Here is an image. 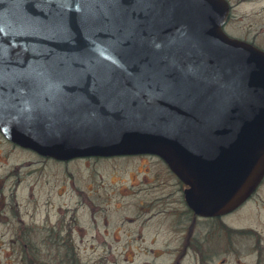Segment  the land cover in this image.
Instances as JSON below:
<instances>
[{
    "label": "water",
    "instance_id": "obj_1",
    "mask_svg": "<svg viewBox=\"0 0 264 264\" xmlns=\"http://www.w3.org/2000/svg\"><path fill=\"white\" fill-rule=\"evenodd\" d=\"M226 0H0V131L41 156L150 154L205 217L264 179V51Z\"/></svg>",
    "mask_w": 264,
    "mask_h": 264
},
{
    "label": "rangeland",
    "instance_id": "obj_2",
    "mask_svg": "<svg viewBox=\"0 0 264 264\" xmlns=\"http://www.w3.org/2000/svg\"><path fill=\"white\" fill-rule=\"evenodd\" d=\"M249 1L240 16L252 23L258 13L253 27H264V0ZM178 188L149 157L63 165L12 151L0 136V264H169ZM253 196L226 220L240 235L207 242L219 254L204 264H264V183Z\"/></svg>",
    "mask_w": 264,
    "mask_h": 264
},
{
    "label": "flooded vegetation",
    "instance_id": "obj_3",
    "mask_svg": "<svg viewBox=\"0 0 264 264\" xmlns=\"http://www.w3.org/2000/svg\"><path fill=\"white\" fill-rule=\"evenodd\" d=\"M229 5V13L228 17L223 25V29L225 33L231 38L238 39L240 41H244L249 43L261 50L264 51V27L261 24L258 29H254L253 24L258 23L259 14H255L252 16L253 22L250 23L246 18L240 16L239 9L241 4L245 2H252L249 0H226ZM257 1V0H254ZM0 136L2 141L10 148L12 151L21 150V152H28L34 154V156L40 157L41 159L56 161L59 164H69L73 161L78 160H103L105 159H114V158H135V157H149L155 159L158 162L161 169L165 171V173L173 178V181H176L178 184V193L181 194L184 208L181 210L179 208V213L174 217V220L171 222L172 229L174 233V239L177 240V244L172 249V257L169 264H183L186 262L187 258H190V262L194 261L196 264H204L207 255L209 254L212 258L216 254H219V249L216 247H212L207 250L206 243L217 242L225 233L227 239L231 240V243L235 241L234 236H238L234 227L230 226L227 223V219L231 218L234 214L244 210L243 208L251 198H253L254 194L260 190L264 183V179L260 184V188L255 191V193L239 208L235 209L232 212L226 213L220 216H211L205 217L197 214L193 211L187 204L185 199V189L186 185L170 170L168 165L158 156L150 155V154H141V155H126V156H112V157H77L67 161L55 160L50 157H44L39 155L38 153L24 148L18 144L7 139L2 132L0 131ZM14 167V166H13ZM12 175L14 171L10 172ZM8 197H2L0 200V208H7L8 206ZM175 214V210L172 211V215ZM181 216H185L186 220L177 219ZM257 236V240H258ZM191 252L192 254H189ZM194 263V264H195Z\"/></svg>",
    "mask_w": 264,
    "mask_h": 264
}]
</instances>
